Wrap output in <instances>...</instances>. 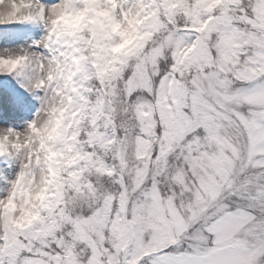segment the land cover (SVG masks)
<instances>
[{
    "label": "snow or ice",
    "instance_id": "snow-or-ice-1",
    "mask_svg": "<svg viewBox=\"0 0 264 264\" xmlns=\"http://www.w3.org/2000/svg\"><path fill=\"white\" fill-rule=\"evenodd\" d=\"M139 7L135 63L85 109L97 181L62 180L39 226L0 222V264H264V0Z\"/></svg>",
    "mask_w": 264,
    "mask_h": 264
},
{
    "label": "clouds",
    "instance_id": "clouds-1",
    "mask_svg": "<svg viewBox=\"0 0 264 264\" xmlns=\"http://www.w3.org/2000/svg\"><path fill=\"white\" fill-rule=\"evenodd\" d=\"M125 0H57L44 5L39 0H0V24L39 16L45 35L40 43L47 56L27 51L0 55L12 61L11 71L0 73L28 76L34 89H44L41 105L23 130L0 127V149L5 158L19 163V170L0 187V222L10 218L19 226H39L50 216L49 204L60 197L61 181L73 174L97 181L95 172L79 158L88 151L81 131L98 117L86 119L102 99L92 89L115 83L120 71L135 63L130 57L152 21L139 7L129 4L128 14L120 5ZM123 62V66H122ZM4 157V156H0ZM30 161V163H29ZM71 202L80 193L62 185ZM188 197L185 196V199Z\"/></svg>",
    "mask_w": 264,
    "mask_h": 264
},
{
    "label": "bare ground",
    "instance_id": "bare-ground-1",
    "mask_svg": "<svg viewBox=\"0 0 264 264\" xmlns=\"http://www.w3.org/2000/svg\"><path fill=\"white\" fill-rule=\"evenodd\" d=\"M41 4L50 5L57 3V0H39ZM0 29H9L10 31L7 38H4L2 45L0 46V55H7L17 52L27 51L30 53H41L44 56L50 54V50L42 46L40 41L45 35V28L43 22L39 19L31 21H17L7 24H0ZM40 30L42 36L37 39V31ZM7 36V35H6ZM36 37V38H35ZM28 76H21L15 73H0V83H6L10 85L19 84L16 90L11 89L9 86L1 85L0 90V127L1 124H6L17 130H23L21 127L27 121L34 118V114L37 109L33 106L34 101H37L34 97V92L40 93V99L38 103L41 105V97L45 95L44 89H34L28 83ZM24 82V85L21 84ZM25 82L27 83L25 85ZM42 93V95H41ZM20 94V95H19ZM35 111V113H33ZM32 112L29 117H26L25 113Z\"/></svg>",
    "mask_w": 264,
    "mask_h": 264
},
{
    "label": "rangeland",
    "instance_id": "rangeland-1",
    "mask_svg": "<svg viewBox=\"0 0 264 264\" xmlns=\"http://www.w3.org/2000/svg\"><path fill=\"white\" fill-rule=\"evenodd\" d=\"M10 30L9 29H5V30H1L0 29V46L2 45V43L4 42V41H6V40H4V38H7L8 36H9V34H6L7 32H9ZM7 35V36H6ZM41 37L42 36V33H41V31L40 30H38L37 31V39H38V37ZM35 37V38H36ZM3 83H0V90H1V85H2ZM21 84H23L24 85V82L22 83L21 82ZM27 83L25 82V85H26ZM4 86L6 85V86H9L11 89H13V90H16V88L17 87H19V84L18 83H16L15 85H10V84H6V83H4L3 84ZM35 94H34V96L33 95H30L29 94V96H31L32 98L34 97L35 99H37V101H34V102H32L33 103V106L35 107V108H38V107H40V104L38 103V100L40 99V93H37V92H34ZM20 95V94H19ZM41 95H42V93H41ZM31 113L32 112H28V113H25V115H26V117H29L30 115H31ZM33 113H35V111L33 112ZM3 127H5V128H7V127H9L8 125H6V124H1ZM25 125H26V123L25 124H23L21 127L22 128H24L25 127ZM19 170V163L18 162H16L14 159H12V158H5V157H0V187H6L7 186V182H8V180H10L14 175H15V173L17 172Z\"/></svg>",
    "mask_w": 264,
    "mask_h": 264
}]
</instances>
